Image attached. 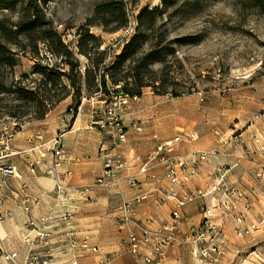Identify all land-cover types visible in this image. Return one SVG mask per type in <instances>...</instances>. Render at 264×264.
Returning a JSON list of instances; mask_svg holds the SVG:
<instances>
[{
    "label": "rangeland",
    "instance_id": "374dc122",
    "mask_svg": "<svg viewBox=\"0 0 264 264\" xmlns=\"http://www.w3.org/2000/svg\"><path fill=\"white\" fill-rule=\"evenodd\" d=\"M5 1H17L18 5L16 9H0V20H18L21 1ZM43 8L53 28L79 59L83 82L86 67L99 57L92 53L89 59L78 53L79 36L89 28L100 37L99 50L105 51L107 64L122 53L134 35L139 37L137 53L125 68L132 74H146L148 85L142 88L141 95L124 94L123 85L111 82L110 95L98 87H84L78 101L67 76L61 79L58 75L68 72L70 65L51 52L46 43L39 42L38 50L32 45L22 51L17 44L0 38V129L13 127L17 131L16 144L25 147L29 136L38 130L48 136L71 131L65 135L66 149L86 161L83 165L95 166L104 138L100 143L103 130L91 123L101 117L107 120L108 104L115 96L128 95L129 107L123 108L122 115L134 143L142 141V133L133 127L135 123L143 124L146 134L156 133L162 140L180 135L183 149L214 151L206 162L216 165L214 181H219L221 168L230 167L226 180L254 191L252 208L258 204L264 222V191L258 193L259 200L256 194L259 183L264 186L256 173L264 167L248 176L247 182L235 175L232 181L229 179L231 171L241 166L240 159L254 161L264 156V0H49ZM145 10L152 13L143 14ZM146 65L154 72L148 73ZM44 66H48L47 70ZM128 80L134 87L135 80ZM44 81L48 83L45 90ZM20 88L37 89L39 94L23 97ZM115 88L120 91H113ZM68 90L71 94L60 101ZM256 122L262 128L252 136L243 135L245 128ZM11 161L24 166L19 156ZM89 187L91 190L97 186ZM84 188L77 189L87 195L90 190L83 193ZM119 188L126 193L121 184ZM213 195L219 199L214 220L224 223L229 217L234 222L235 216L223 213L226 209H222V191ZM116 196L123 199L122 195ZM203 200L201 214L206 203ZM253 235L243 238L249 246L243 260L264 264V236L251 241ZM256 242L263 251L249 257Z\"/></svg>",
    "mask_w": 264,
    "mask_h": 264
},
{
    "label": "built area",
    "instance_id": "2783aa9c",
    "mask_svg": "<svg viewBox=\"0 0 264 264\" xmlns=\"http://www.w3.org/2000/svg\"><path fill=\"white\" fill-rule=\"evenodd\" d=\"M128 97V95L115 96L107 106V120L101 117L91 123L105 130L99 151L103 173L96 178L93 186L102 187L111 194L110 196L122 195L123 198L114 208L117 226L124 233L120 245L127 246V250L133 254H140L142 247L149 246L152 253L145 256V262L154 264L156 255L165 254L166 250L173 248L176 244L189 243L195 264L218 263L226 253V246L222 223L214 220L219 199L213 194L222 191L225 197L222 209H226L223 213L225 216L228 213L235 216V234L238 238H245L256 229L254 223L246 221L247 214L254 205V191L237 182H228L226 177L231 168L226 166L220 169L219 181L214 182L208 190L190 188V182L201 173L214 151L197 149L188 153H179L177 144L181 140L180 135L158 143L146 155L130 156V150L124 147L128 141V130L122 115L123 108L129 107ZM261 115L264 117V110ZM133 127L139 133H146L143 124L134 123ZM191 137L195 139V136ZM16 142L17 131L13 127L0 129V177L23 178L18 167L10 163L12 158L19 156L29 175H38L43 169V174L54 182L57 198L63 200L71 188L68 180L73 176L74 167L78 162L77 157L67 152L65 133L57 132L48 136L45 132L38 130L29 136L26 147L19 146ZM133 166H138L136 174L131 172ZM158 167H163V173L157 172ZM137 176H144L145 179L141 181ZM256 176L259 181H263L264 169L259 170ZM122 182L128 183L131 187L141 184H147L148 187L139 193L124 196L125 191L119 188ZM89 190L88 186L82 192L86 193ZM22 191L27 198L30 197L26 181L22 184ZM263 191L264 186L259 183L256 194ZM154 193L158 201L174 204L171 220L164 224L158 223L156 219L149 216L144 217L138 207L150 199ZM209 197L214 198L215 203H208ZM200 198L206 201L202 207V219L199 223H193L185 228L183 226L186 220L184 208ZM0 202H3L2 194H0ZM26 210L29 211L30 207L27 206ZM25 228L23 239L32 248L36 246L37 241L48 244L52 237V233L44 231L34 219H30L25 224ZM33 231L34 237H32ZM67 237L73 253L71 264H80L81 258L99 251V247L89 238L79 240L72 232H69ZM46 254V257H41L38 253L30 251L22 264H49L52 252L47 251ZM19 257L20 253L17 249L10 247L9 244L6 246L0 240V264H18Z\"/></svg>",
    "mask_w": 264,
    "mask_h": 264
},
{
    "label": "crops",
    "instance_id": "0c3cea01",
    "mask_svg": "<svg viewBox=\"0 0 264 264\" xmlns=\"http://www.w3.org/2000/svg\"><path fill=\"white\" fill-rule=\"evenodd\" d=\"M261 128L262 126L257 122L252 123L245 128L243 135L252 136L253 133H256ZM128 133V141L124 144V147L130 150V156L134 154L146 155L158 143L166 141V139H160L156 133L146 134V132L145 134H140L142 136L141 142L134 143L129 130ZM104 136L105 130L102 132L100 143ZM183 148V144L179 142L177 144V152L188 153L193 151V149L186 150ZM67 152L69 151L67 150ZM70 154L78 157L77 154ZM78 159L77 166L74 167L75 172L68 180L71 188L63 200L57 198L54 182L50 177L43 174V169L39 171L38 175H29L25 166H22L21 163L16 165L14 161H10V163L18 167L23 178L0 177V194L3 196V202H0V240L6 246L9 244L10 247L19 251L18 264L24 262L25 256L30 251L38 253L41 257H46V252L51 251L52 255L49 257V264H71L73 253L67 237L69 232H72L79 240L89 238L93 244L99 247L97 253L86 258H81L79 260L80 264H147L145 256L152 253L149 246L142 247L140 254H133L127 250V246L120 245V242L124 238V233L117 226L114 208L121 202V199L116 195L108 196L106 190L100 187L92 188L87 195H83L77 189L93 185L94 180L103 173L100 156H97V165L95 166L83 165L86 161L81 157H78ZM129 161L132 163L130 158ZM240 163L241 166L231 171L229 179L231 180L235 175L237 179L247 182L248 176L251 177L254 171L260 167H264V156L261 155V157H257L254 161L240 159ZM215 166L211 162L206 163L203 171L190 182L189 187L192 189L202 188L204 190L211 188L215 182L213 178ZM156 170L158 173H163V167H158ZM137 171L138 166H133L131 172L136 174ZM87 173L89 175L85 176ZM137 177L141 181L145 179L144 176ZM24 181L28 183L29 198L22 191ZM244 184L251 186V183ZM121 187L126 190L127 194L132 195L140 192V190L147 189L148 185L141 184L140 186L131 187L126 182H122ZM210 200L212 204L215 202L214 198H210ZM257 200H259V197ZM203 203V199H198L184 208L183 213L186 216V220L183 226L185 228L201 221V206ZM27 206L30 207L29 211L26 210ZM257 206L258 204L252 208L246 217L247 223L258 225V228L251 234H254L251 241H256L258 237L264 236V222H261L262 215L259 212L261 209ZM173 207L174 204L172 202H161L154 196L141 204L139 209L142 211L144 217L149 216L156 219L158 223L164 224L171 220ZM215 212L217 213V210ZM227 218L224 220V223L222 222L226 253L222 260L216 264H256L250 260H243V254L248 251L249 246L245 245L243 238L236 236L233 219ZM30 219L36 220L44 231L52 233V237L50 240L48 239V244L37 241L36 246L32 248L24 241L25 224ZM34 235L35 232L33 231L32 237ZM251 247L249 257L252 256L253 258L254 255H258L263 249V246H258L257 242ZM109 259L111 260L108 261ZM158 263L195 264V260L191 253V246L184 244L166 250L165 254L156 255L154 264Z\"/></svg>",
    "mask_w": 264,
    "mask_h": 264
},
{
    "label": "trees",
    "instance_id": "16d2710c",
    "mask_svg": "<svg viewBox=\"0 0 264 264\" xmlns=\"http://www.w3.org/2000/svg\"><path fill=\"white\" fill-rule=\"evenodd\" d=\"M21 1V8L19 10L18 20H12L9 17H4L0 20V38H2L7 43L17 44L22 51L26 50L27 46L34 45L36 50H38V43H46L48 49L53 52L56 56L63 58L64 62L70 65V70L68 72L58 73L59 77L62 79L64 75L70 81L71 86L74 89V97L79 98L80 101L83 88L87 90L91 88L98 87V89L103 90L105 93H112L108 88V82L116 85H123L122 92L129 95H141L142 88L147 86L146 84V74L142 75L139 72L132 74L131 70H126L125 65L128 60H130L136 53V46L139 42V37L134 35L130 42L126 44L124 50L121 54L117 55L115 60L107 64L105 63V58L103 55L105 51H100L99 48L102 44L99 36H96L90 32L89 28H85L80 34V38L77 41L78 53L87 56L91 59L92 53L98 54V58L94 61L92 66L86 67L84 74V82L82 81L78 67L80 65L79 59L75 57L74 52L69 48L62 37V35L53 28L52 22L47 18V15L44 11V4L49 0H18ZM17 1L8 3L5 0H0V9L4 8H17ZM108 7H113L110 5ZM151 12L144 11L143 14H151ZM126 20V18H125ZM125 23V21H124ZM127 23H129L127 21ZM126 23V25H127ZM123 24V23H122ZM117 27L116 29H119ZM23 41L26 43L23 44ZM1 46V43H0ZM0 47V53L2 51ZM39 52V51H38ZM12 64L11 62H9ZM14 64V63H13ZM44 70H47L48 66L43 67ZM145 69L148 73L154 72V70L146 65ZM129 78L135 80L134 87H130ZM99 79V80H98ZM99 82H96V81ZM47 81L43 82L44 90L47 88ZM154 87L159 88L158 85ZM39 88H42L40 86ZM67 89V86H64ZM21 95H35L39 92L31 89L20 88ZM119 92L116 88L113 90ZM71 92L68 90L64 93V96L60 98V101L68 97Z\"/></svg>",
    "mask_w": 264,
    "mask_h": 264
},
{
    "label": "bare ground",
    "instance_id": "6f19581e",
    "mask_svg": "<svg viewBox=\"0 0 264 264\" xmlns=\"http://www.w3.org/2000/svg\"><path fill=\"white\" fill-rule=\"evenodd\" d=\"M69 133H71V131L66 132L65 135H68Z\"/></svg>",
    "mask_w": 264,
    "mask_h": 264
}]
</instances>
